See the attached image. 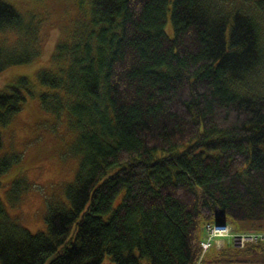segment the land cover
I'll list each match as a JSON object with an SVG mask.
<instances>
[{
  "label": "trees",
  "instance_id": "obj_1",
  "mask_svg": "<svg viewBox=\"0 0 264 264\" xmlns=\"http://www.w3.org/2000/svg\"><path fill=\"white\" fill-rule=\"evenodd\" d=\"M71 3L80 25L39 72L37 98L68 123L79 167L65 199L47 200L45 231L0 199V264H198L208 223L264 233V0ZM24 14L0 0V32L22 38L0 40V74L40 56L36 13ZM33 90L22 77L0 91V125ZM207 253L200 264H264V241Z\"/></svg>",
  "mask_w": 264,
  "mask_h": 264
},
{
  "label": "rangeland",
  "instance_id": "obj_2",
  "mask_svg": "<svg viewBox=\"0 0 264 264\" xmlns=\"http://www.w3.org/2000/svg\"><path fill=\"white\" fill-rule=\"evenodd\" d=\"M6 1L22 13L28 15L36 13L31 20L37 24L38 35L33 32L35 38L32 40L40 45L38 50L40 56L28 64L7 68L0 74V91L17 82L19 78L26 77L35 92L34 96L27 97L23 110L13 123L7 126L0 125L3 143L0 149V162L6 157L14 159L8 170L0 172V199L11 218L35 234L46 230L47 200L65 199L66 187L74 181L79 167L78 159L67 155V147L72 139L68 135V123L64 120L59 122L52 115L44 114L39 107L37 93L44 87L39 82L38 74L43 69L50 67L52 69V56L56 52V44L60 37L70 30L72 24L79 26L80 23L75 24L72 20L76 14L72 0H41L39 3L35 0ZM85 6L86 4L83 9ZM42 18L47 21H43ZM165 31L169 37L174 34L169 18ZM20 36L12 31L0 32L1 42L10 47L18 45L22 39ZM14 192L17 193L16 198H12ZM208 224L214 229L210 231V236L214 231L229 233L213 238L206 249L202 245L198 264L207 252L205 258L210 261L229 246H235L232 237H229L231 234L253 233L249 231L250 223H239L238 228L229 224ZM240 229L246 232H238ZM204 237V240H208L209 234H205ZM109 262L106 255L103 264H110ZM141 264L149 263L143 259Z\"/></svg>",
  "mask_w": 264,
  "mask_h": 264
},
{
  "label": "built area",
  "instance_id": "obj_3",
  "mask_svg": "<svg viewBox=\"0 0 264 264\" xmlns=\"http://www.w3.org/2000/svg\"><path fill=\"white\" fill-rule=\"evenodd\" d=\"M214 230L213 228H211V226L209 224H206V226L204 227V231L205 234H209V238L208 240H204L201 243V246L203 245V247L206 249L207 247H209V242L211 244V240L215 237H221V236H225L229 233V231L226 232H212L211 236H210V231ZM216 234V235H215ZM215 235V236H214ZM214 236V237H212ZM229 237H232L233 243L235 246H239V247H243L246 243H258V242H263L264 241V233L263 232H255V233H242V234H238V235H230ZM203 251H205L203 249Z\"/></svg>",
  "mask_w": 264,
  "mask_h": 264
}]
</instances>
